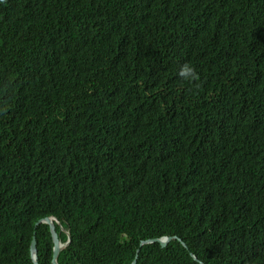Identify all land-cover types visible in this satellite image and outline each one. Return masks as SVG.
Instances as JSON below:
<instances>
[{
	"label": "trees",
	"instance_id": "16d2710c",
	"mask_svg": "<svg viewBox=\"0 0 264 264\" xmlns=\"http://www.w3.org/2000/svg\"><path fill=\"white\" fill-rule=\"evenodd\" d=\"M48 216L59 264H264V0H0V264Z\"/></svg>",
	"mask_w": 264,
	"mask_h": 264
},
{
	"label": "water",
	"instance_id": "95a60500",
	"mask_svg": "<svg viewBox=\"0 0 264 264\" xmlns=\"http://www.w3.org/2000/svg\"><path fill=\"white\" fill-rule=\"evenodd\" d=\"M41 223H45L49 225L51 234H52V238L54 241V249H53V259H52V263L53 264H59L58 263V257L60 254V251L62 250V248L67 245V243L70 241V236H69V241H67V243H62L61 240L58 237V233L56 230V226H55V218L53 217H45L39 221L36 222L35 224V228H37ZM174 238L173 236H163L161 238H154V239H150L148 241H144L143 243H149V242H157L159 243L162 247H166L168 245V243L170 241H172ZM183 244L186 246V244L183 242ZM193 258L197 261L198 258L192 254ZM31 257L32 260L34 262V264H39L38 263V248H37V240H36V235L34 234L32 242H31ZM200 264H204L203 262L199 261ZM76 264H80V263H76ZM132 264H136V259L133 261Z\"/></svg>",
	"mask_w": 264,
	"mask_h": 264
},
{
	"label": "clouds",
	"instance_id": "9594fccd",
	"mask_svg": "<svg viewBox=\"0 0 264 264\" xmlns=\"http://www.w3.org/2000/svg\"><path fill=\"white\" fill-rule=\"evenodd\" d=\"M179 76L183 79V80H185V81H188L189 83H195V82H197L198 80H199V74L196 72V70H195V68L193 67V66H191V65H189V64H184L182 67H181V69H180V71H179ZM50 217H53V218H55V226H56V224H60L61 225V223H60V220L57 218V217H55V216H50ZM49 226V225H48ZM62 227V226H61ZM50 229V228H49ZM57 230V229H56ZM51 232V231H50ZM66 232H67V235H68V239H67V241H69V236H70V241L67 243V241L66 242H62V243H67V245H65L63 248H65L66 246H68L69 244H70V242H71V234H70V232L68 231V230H66ZM57 233H58V231H57ZM35 235H36V233H34ZM165 236H172V235H165ZM58 237H59V233H58ZM163 237V236H162ZM173 237H176V238H174V239H178L179 241H181L182 242V244H183V239L182 238H180V237H177L176 235H173ZM158 238H161V237H158ZM60 239V238H59ZM154 239V238H153ZM37 240V239H36ZM148 240H150V239H148ZM148 240H144V241H148ZM144 241H142V243H141V245H144V244H148V243H143ZM54 242V241H53ZM149 243H155V242H149ZM185 243V242H184ZM186 244V243H185ZM184 245V244H183ZM38 248V247H37ZM62 248V249H63ZM53 249H54V247H53ZM61 252V251H60ZM193 254V253H192ZM191 254V255H192ZM195 255V254H194ZM196 256V255H195ZM193 257V256H192ZM197 257V256H196ZM198 258V257H197ZM53 259V258H52ZM199 260V259H198ZM197 261V260H196ZM200 261V260H199ZM198 261V262H199ZM201 262H203V261H201ZM39 263V262H38ZM200 263V262H199ZM204 263V262H203ZM69 264H71V263H69ZM205 264V263H204Z\"/></svg>",
	"mask_w": 264,
	"mask_h": 264
}]
</instances>
